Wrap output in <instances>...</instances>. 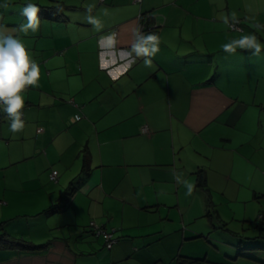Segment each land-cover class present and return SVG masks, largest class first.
Returning a JSON list of instances; mask_svg holds the SVG:
<instances>
[{
	"label": "crops",
	"instance_id": "crops-1",
	"mask_svg": "<svg viewBox=\"0 0 264 264\" xmlns=\"http://www.w3.org/2000/svg\"><path fill=\"white\" fill-rule=\"evenodd\" d=\"M15 2L0 23L15 25L40 77L22 93L21 131L0 110V220L39 248L0 246V264H264V246L244 251L242 238L256 219L264 239V46L259 58L222 47L246 35L225 18L264 28V1ZM28 3L61 10L25 34ZM142 22L159 36L151 67L129 63ZM91 220L115 229L111 248Z\"/></svg>",
	"mask_w": 264,
	"mask_h": 264
},
{
	"label": "clouds",
	"instance_id": "clouds-1",
	"mask_svg": "<svg viewBox=\"0 0 264 264\" xmlns=\"http://www.w3.org/2000/svg\"><path fill=\"white\" fill-rule=\"evenodd\" d=\"M94 5L87 8L86 20L96 30L101 27L100 21L93 16ZM40 9L37 5L28 3L21 9V15L26 22L18 26V31L27 34L29 31L35 33L40 25L38 16ZM235 21V17H232ZM229 24L228 18L224 19ZM132 43L128 56L129 63H134L136 58H143L146 67L152 66V57L159 51V36L155 33H144L139 26L131 29ZM111 42L112 37H105ZM223 50L226 53L234 54L237 49L252 51L253 55H259L261 44L255 34H247L233 39L224 44ZM40 77L39 65L31 58L24 43L14 34L7 31L5 26L0 25V110H2L10 121V130L13 133L24 128L23 108L24 97L22 93L28 86H36ZM179 182V177H177ZM187 189V195H191L194 184L183 181Z\"/></svg>",
	"mask_w": 264,
	"mask_h": 264
},
{
	"label": "trees",
	"instance_id": "trees-1",
	"mask_svg": "<svg viewBox=\"0 0 264 264\" xmlns=\"http://www.w3.org/2000/svg\"><path fill=\"white\" fill-rule=\"evenodd\" d=\"M59 10H61V8H59L57 5H55L54 7L52 6L50 8V10H48V11L44 7H42L38 14H40L41 16H47V15H49L51 13V11L55 13V12H57ZM235 18H240L241 19L242 30H232V31H244V27H245V24H246L244 18H242V17H235ZM231 19L232 18H229V21ZM228 28H229V26H228ZM86 163H87V160H85V164ZM54 180H57V178L54 179ZM205 183H206V177H205L203 171L199 170L198 173H197V186H205ZM74 190H75V186H73L71 184L69 189L67 190V193L71 195ZM53 209H55V208L52 207V210ZM91 221H94V220H91ZM91 221H90V226H91V230L93 231V233L95 235H97V236H101L104 239L105 246L107 248H111L118 241V237L115 235V229L106 228L104 225H102L100 223H97L95 221V223L100 226L99 228H101L103 230H108V231L111 230L113 232V235L117 238V241L111 247H108L107 246V241H106L104 235L102 233L99 234L96 231L95 225H92ZM3 223H4L3 221H0V225H2ZM259 235L264 237V223L263 222L259 223ZM0 246L1 247H5V248H20V249H25V250H34L35 248H39L38 245H33L28 240L23 239V238H14V237L10 236L5 231L0 234ZM203 260L204 259H199V258H197V259H183L181 261L179 260V264H201V261H203Z\"/></svg>",
	"mask_w": 264,
	"mask_h": 264
},
{
	"label": "rangeland",
	"instance_id": "rangeland-1",
	"mask_svg": "<svg viewBox=\"0 0 264 264\" xmlns=\"http://www.w3.org/2000/svg\"><path fill=\"white\" fill-rule=\"evenodd\" d=\"M18 5L19 4L16 3L15 0H0V7L4 8V10L0 8V22H2L1 21L2 16L4 14H6L7 12H9V15H12L10 13L12 11V7L17 8ZM6 20H8V19H6ZM5 22H9V21H5ZM0 25H1V23H0ZM4 26H5V28L7 29L8 32L14 34V31H15L14 30V26L15 25H7V24H5ZM244 31H246V35L247 34H255L257 39H258V41L260 42V44L262 46H264V28L263 27L257 28V26L251 25V24L246 22L245 27H244ZM36 34H37L36 37H39L40 31L37 32ZM256 57L259 58V55H257ZM259 61L264 64V58H259ZM221 202H223V203H220V200L216 201V203L219 205L218 206L219 209L223 210L222 211V215H226V211L228 210L227 204H226L227 202H225V201H221ZM1 212H2V209L0 207V219H1V217H3ZM212 214L215 215V212L212 211ZM226 218H230V216H227ZM215 220H217L216 217H215ZM254 221H253V224L249 225V227L247 229V233L244 235L245 237H242L243 241H244V244L246 246V248H244V251H250L249 247H248V244L254 245V246H264V239L260 238V237H257L258 236V228L254 225V223H256V219ZM230 222H233V220H231ZM3 226H4V224L2 226H0V232H3ZM224 226H226V225H224ZM216 233H222V231L218 230ZM222 239H224V238L222 237ZM250 256H253V255L250 254Z\"/></svg>",
	"mask_w": 264,
	"mask_h": 264
},
{
	"label": "built area",
	"instance_id": "built-area-1",
	"mask_svg": "<svg viewBox=\"0 0 264 264\" xmlns=\"http://www.w3.org/2000/svg\"><path fill=\"white\" fill-rule=\"evenodd\" d=\"M134 1H141V0H134ZM144 15V14H143ZM141 15V16H143ZM146 16L147 15H150V13H147L145 14ZM229 28L231 30H242V27H241V19L240 18H235V21H233L232 19L229 21V24H228ZM140 29L142 32L144 33H150L152 32L155 27L152 26V25H149V24H146L145 22H142L140 24ZM117 33L114 32V35H116ZM23 111V116H22V119H24V110ZM143 131H147V127H143L142 129ZM57 175H58V171L57 170H54L51 174V178L52 179H56L57 178ZM91 224L92 225H95V229L96 231L100 234L102 233L107 241V246L108 247H111L116 241H117V238L113 235V232L111 230H103L101 228H99L100 226L97 225L95 223V221H91Z\"/></svg>",
	"mask_w": 264,
	"mask_h": 264
}]
</instances>
